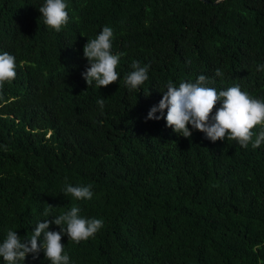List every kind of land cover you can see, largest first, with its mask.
Here are the masks:
<instances>
[{"label":"trees","instance_id":"trees-1","mask_svg":"<svg viewBox=\"0 0 264 264\" xmlns=\"http://www.w3.org/2000/svg\"><path fill=\"white\" fill-rule=\"evenodd\" d=\"M44 2L0 0V54L17 64L0 90V243L77 206L103 227L79 244L62 237L69 264H264V143H213L190 125L184 138L146 119L169 82L200 75L264 99V0H65L59 33ZM105 26L126 55L98 89L82 78L83 47ZM134 61L149 65L138 92L125 86ZM68 184L91 185L92 199ZM23 264L49 262L41 251Z\"/></svg>","mask_w":264,"mask_h":264},{"label":"clouds","instance_id":"clouds-1","mask_svg":"<svg viewBox=\"0 0 264 264\" xmlns=\"http://www.w3.org/2000/svg\"><path fill=\"white\" fill-rule=\"evenodd\" d=\"M68 5L65 0H45L38 11L43 24L56 33H59L68 23ZM113 30L105 26L100 33L83 47V56L88 67L82 73V78L88 86L95 82L99 89L115 83L120 78L116 71L120 59L126 53L113 54ZM16 58L4 52L0 54V90L5 84H11L16 77ZM132 71L125 76V86L130 91H139L145 81L149 79V65L141 66L134 61ZM258 71L264 70L259 66ZM216 76L223 73L217 69ZM208 77L200 75L195 82H181L175 86L169 82L157 106H153L147 114L148 120L163 118L166 127L184 138H189L193 130L205 135V138L215 143L216 141H235L240 147L247 148L251 143L253 149L264 143V99L254 98L239 85L218 91L208 85L212 83ZM220 102L215 115H211L214 106ZM101 110L104 99L97 101ZM167 110L164 115V110ZM161 113L156 116L155 113ZM259 127L261 131L255 135L254 130ZM91 185L72 186L66 185L64 191L75 200H91L93 192ZM48 208L52 207L48 205ZM81 209L72 206L69 211L55 217L53 220L38 222L31 236L22 242L16 231H7L6 238L0 243V258L4 264H23L27 255L32 254L35 259L43 251L49 264H69L70 257L64 252L62 237L67 235L68 240L79 244L92 238L102 227L103 220L97 218H84L80 215ZM45 215H49L46 211ZM50 224L56 225L59 231H48ZM43 238L41 240V235Z\"/></svg>","mask_w":264,"mask_h":264}]
</instances>
